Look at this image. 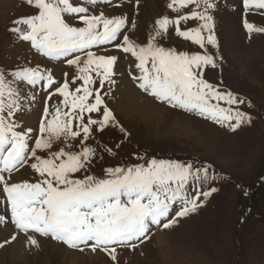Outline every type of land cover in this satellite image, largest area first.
<instances>
[{"label":"snow or ice","instance_id":"obj_1","mask_svg":"<svg viewBox=\"0 0 264 264\" xmlns=\"http://www.w3.org/2000/svg\"><path fill=\"white\" fill-rule=\"evenodd\" d=\"M26 3L36 9L35 14L17 18L11 31L18 33L21 40L30 42L43 56L56 59L69 53L85 52L86 58L81 61L77 55L67 60L69 65L77 67L78 75L73 78V83L79 80L82 84L73 91L65 79L56 88L54 94L63 97L61 104L66 110L56 107L51 119L41 121L40 135L35 139L34 148L30 149L28 144L32 129L16 131L17 126L0 115V186L6 194L12 222L20 232L50 235L71 248L83 244L92 252L99 250L105 253L113 264H119L117 247L127 245L134 249L137 245L132 241L143 243L148 238L149 222L159 224L162 217L169 215L175 202H182L176 217H183L196 211L201 196L206 199L217 189L200 191L199 187H195V195L189 198L185 190L190 180L197 184L207 181L208 167L194 170L191 163L156 159L147 161L146 166L137 164L127 168H107L106 178L103 179L91 175L83 179L73 178L74 174L86 169L95 155V149L84 146L92 126L98 125L97 130L103 131L114 121L112 112L104 106L101 119L89 117L86 124L83 122L84 113L98 112L104 104L99 90H95L94 102H90L89 98L94 93L90 87L94 83L92 73L100 77L102 87L113 74L112 68L117 60L116 56L95 55L87 50L93 45L117 40L125 20L122 17L108 18L103 13L90 15L87 7L74 5L71 0H26ZM243 4L246 11L264 10V0H243ZM190 6V11L175 18L165 16L156 20L155 33L146 45H136L125 35L122 44L117 46L138 62L136 68L141 75L134 79L139 80L138 87L143 91L172 107L196 111L220 124L234 120L235 123L228 126L235 131L242 123L250 122L251 117L232 108L242 104L243 100L231 92H220L203 78L205 66L215 67L212 56L166 49L156 43V38L174 25L178 37L200 48H205L206 43L216 46L212 32L213 18L208 14V9L213 7L210 0H170L168 3V8L176 13ZM202 7L203 10H199ZM65 16H74L83 26L70 25ZM187 20L202 23L197 28L181 30V22ZM20 25L26 28L21 29ZM244 27L249 33L264 32V28H256L247 21ZM12 76L32 85L44 81L45 89L55 83L51 73L44 75L38 67L22 68ZM16 94L10 82L0 73V113L7 109L9 117L14 114L18 108L13 99ZM51 95L53 93H50L49 99ZM220 102L228 107H221ZM44 111L47 117V106ZM74 120L79 123L74 125ZM81 133L83 140L79 152L61 147L47 157L37 154V150H50L54 141L75 140ZM107 151L111 153V149ZM29 160L35 161L30 166L40 177L36 183H9L5 179L3 173L10 176ZM175 223L173 218L163 227L167 229ZM11 239L15 240L16 236ZM27 239L30 245H37L33 236L28 235ZM3 246L0 244V247Z\"/></svg>","mask_w":264,"mask_h":264},{"label":"rangeland","instance_id":"obj_2","mask_svg":"<svg viewBox=\"0 0 264 264\" xmlns=\"http://www.w3.org/2000/svg\"><path fill=\"white\" fill-rule=\"evenodd\" d=\"M105 1L109 2V0ZM123 1L128 0H115V2ZM238 1L235 0L233 3L235 9L230 6L228 10L240 21L238 25L242 29L241 34H249L244 27L246 15L252 14L256 10H248V12L244 8L243 0ZM71 2L74 5L87 7L90 15L103 13L101 5L99 6L96 1L94 4H97L100 9L91 0H71ZM169 2L170 0L162 5L159 17L150 23H145L140 14H134L133 17L123 14L119 16L110 13L103 14L108 18H124L125 25L122 28L124 34L134 44L144 46L149 37L155 33L156 20L165 16L175 18L178 14L190 11L192 7L182 9L181 13H176L168 8ZM199 10L202 11L203 7ZM257 11L264 16L261 10ZM35 12L36 9L29 6L26 0H0V73L16 91L17 94L13 99L16 100L17 104L24 97L33 98L34 94L40 91L35 85L15 80L12 76V73L25 67H38L44 75L51 73L56 88L60 87L65 79L73 91L82 84V81L79 80L73 83V78L78 75L75 65L63 62L56 68L43 67L38 63L42 54L32 48L30 42L21 40L18 33L11 31L15 26L13 21L20 17L35 14ZM139 15L140 19H138ZM65 19L72 26H83L74 16H65ZM201 23L202 21L199 20H187L182 21L180 27L181 30H187L197 28ZM19 27L21 29L26 28L24 25ZM204 35L207 37L208 33L205 32ZM120 42L119 44H122L123 39ZM156 43L166 49L186 51L189 54L206 53L211 55L215 67L205 66L203 78L220 92H231L239 100H243L242 104L233 105L232 108L246 113L251 117V121L242 123L235 131H232L228 124L235 123L234 120L220 124L211 118L198 114L196 111L172 107L167 102L158 100L138 87L139 80L134 79L131 72L124 70V72L119 71L118 74L119 64L121 68L127 69V61L131 54L124 53L119 47H117L118 49L112 48L117 51L121 50L118 52L108 50L109 55L117 57L112 68L113 74L108 80H105L101 87L100 77L92 73L94 83L90 86L94 90L93 97L89 98L90 102H94L95 90H99L104 104L98 112L84 113L83 122L86 124L89 117L95 120L101 119L104 106L112 112L114 121L110 122L103 131L97 130L98 125L92 126L91 134L84 141V146L95 149V155L86 169L74 174L73 178L83 179L86 175H91L103 179L106 178L105 171L107 168H127L137 164L146 166V162L152 159L176 161L181 164L191 163L194 170L207 166L209 179L199 184L190 180L185 191L189 198L195 195L193 191L195 187H199L200 191H210L211 188H216L217 191L206 199L201 196L198 202L200 206L197 207L196 211L189 212L183 217H176V212L183 205L182 202H175L170 208L169 215L161 219L157 227L149 222L148 238L143 240V243L132 241L131 243L137 245L134 249L126 245L117 247L119 264H167L156 255L157 249L152 236L158 229L166 233V237L170 240L177 242V245L179 244L177 248L181 252L175 255L172 264H264V54L257 55L255 53L245 65L244 70L240 71L239 65L232 63L233 60H227V57L219 52L216 48L217 42L216 46L206 43L205 48H200L199 45L178 37L175 34L174 25L169 26L167 33L158 36ZM90 51L99 55L97 50ZM79 56L81 61L86 58L85 52ZM59 69L60 73L56 74ZM240 72L244 74L240 76ZM246 72H250L253 79L246 78ZM121 76L128 78L140 94L153 99L165 109L164 118L161 121H156L151 129L147 128L137 117L136 120L125 118L116 112L117 104L113 85ZM254 76L257 78L255 79ZM55 90L45 91L43 93L44 98L40 96L44 102L43 110L37 128L32 129L29 135L30 149L34 148L35 139L40 135L41 121L51 119L56 107H60L62 111L66 110L61 104L63 97L54 94ZM50 93H53L51 99H49ZM5 102L7 103V100ZM212 103L216 102L212 101ZM46 106L49 110L47 117H45L44 111ZM220 106L228 107L223 102H220ZM0 115L15 124L14 114L9 117L7 109ZM73 123L75 125L79 121L74 120ZM154 130L159 131L157 136ZM16 131L24 132L26 128H16ZM82 140V133L75 140H68L67 142L63 139L57 140L53 142L50 150H37V154L41 157H47L50 152L58 151L61 147H65L69 151L79 152ZM204 141H209L210 146L204 147L206 143ZM108 149H111V153L107 151ZM33 162L35 161L29 160L21 167L22 172L16 176H13L16 172L12 173L10 177L3 173L5 179L9 183L24 181L36 183L40 177L30 166ZM0 190H2V186ZM5 211H9V209ZM173 218L176 219V223L165 229L163 224ZM28 233L49 238L52 242H58L52 239L50 235L41 236L33 231ZM57 246L58 252H62V247L71 249V247L60 242L57 243ZM57 254L54 256L58 262L54 264H62L60 256ZM77 264H113V262L104 253L100 260L90 262L85 258Z\"/></svg>","mask_w":264,"mask_h":264},{"label":"bare ground","instance_id":"obj_3","mask_svg":"<svg viewBox=\"0 0 264 264\" xmlns=\"http://www.w3.org/2000/svg\"><path fill=\"white\" fill-rule=\"evenodd\" d=\"M167 1L169 0H128L123 2H115L114 0H109V2H107L104 0V3L101 4V11L104 14L110 13L114 16H119L120 14L135 16L134 14H140L145 23H150L152 20L159 17L158 15L161 13L162 5ZM234 1L235 0H210V2L213 4V7L208 9V14L213 18L212 32L215 35L216 42L218 43L216 48L219 50V52H222L225 57H227V60H233L232 63L239 65L241 71L244 70L245 65L252 59L255 53H257V55L264 54V32L253 31L249 34H241L242 29H240L238 25L240 21H238V19L228 10V6L225 4L226 2ZM261 12L264 13V10H261ZM140 15L138 19H140ZM245 20L256 28H264V16H262L257 10L252 14H247ZM124 36V31L121 29L117 40L112 41V45L115 49H118L117 44L120 43ZM99 46V55L108 54L106 50L101 48L103 45ZM75 54L76 53H69L67 56H62L56 59L42 55L38 59V63L43 67L56 68L60 64L58 61L67 59ZM136 63H138L136 59L130 55L127 61V69L124 67L121 68V65L119 64L117 70L118 74L119 71L124 72L125 70V72H131L135 77L138 78L141 75V72L136 68ZM59 73L60 69L56 71V74ZM243 74L244 73L240 72V76ZM245 74L246 78L253 79V75L250 72H246ZM121 77L118 79L116 78L117 80L113 85V93L115 102L117 104L116 112L125 118L136 120L137 117L139 121H141L147 128L151 129V127L156 124V121H161V119L164 118L165 109L153 99L143 96L142 93L141 95L128 78ZM256 78L257 77H255V79ZM44 83V81H40L35 85L44 88ZM51 88L52 86H50L48 89ZM41 111L42 100L39 97H36L35 99H30L29 96L24 97L18 103V108L13 116L15 125L18 128H26V130L37 128ZM188 119L194 121L193 119ZM154 133L157 136L159 131L154 130ZM205 142L206 141H204V143ZM204 145V147L210 146L209 141H207ZM21 170L22 169L18 170L13 176H16L18 173L22 172ZM4 206L5 204L0 190V244L4 245L3 247H0V264H54L55 262H58L55 257L57 254L56 248L58 247V242H52L49 240V238L46 239L31 233L26 234L20 232L15 227V224L12 223L11 215L2 210ZM163 218L164 217L161 219ZM157 225L158 224H155L156 227ZM165 234L166 233L159 231L158 229L155 231V234L152 236V238L155 242L154 245H156L155 248L158 251H156V255H158L159 259H162L167 264H172V260L175 255L181 251H178L177 248L179 244L177 245V242L170 240ZM13 235L16 236L15 240L11 239ZM28 235L33 236L37 240L36 246L29 244L27 239ZM6 240L10 241V243H5ZM81 246H83V244ZM81 249H83V251H81ZM61 250L62 252L57 251V255L60 256V262L62 264H77L79 261L82 262L85 258L90 262H93L102 259L104 254L99 250L97 252H92L90 247H79L74 250L67 247H62ZM30 255L33 256L30 257Z\"/></svg>","mask_w":264,"mask_h":264}]
</instances>
